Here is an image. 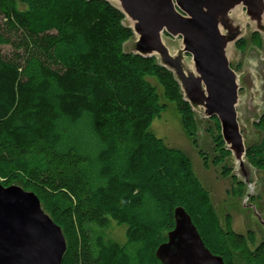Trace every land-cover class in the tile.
<instances>
[{
    "label": "trees",
    "instance_id": "trees-1",
    "mask_svg": "<svg viewBox=\"0 0 264 264\" xmlns=\"http://www.w3.org/2000/svg\"><path fill=\"white\" fill-rule=\"evenodd\" d=\"M0 0V183L19 181L34 192L43 210L66 239L62 264H132L125 247L96 236L114 222L127 227L137 246L138 264H162L160 245L175 227L174 212L190 215L206 247L225 264L241 257L264 264V242L236 233L228 215L219 221L209 198L181 150L168 147L152 126L174 105L182 127L200 150L196 113L184 98L174 73L156 56L127 52L135 40L126 16L106 0ZM252 42L262 46L258 33ZM12 54L4 55L3 46ZM241 50L243 40L237 42ZM88 120L102 145L97 160L100 182L88 174V157L59 149V121ZM215 155L211 164L231 178L243 197L246 184L227 161L233 157L218 119L212 117ZM256 127L264 131V115ZM245 159L264 172V146L246 149ZM150 198L159 213L145 221L140 209Z\"/></svg>",
    "mask_w": 264,
    "mask_h": 264
},
{
    "label": "water",
    "instance_id": "water-1",
    "mask_svg": "<svg viewBox=\"0 0 264 264\" xmlns=\"http://www.w3.org/2000/svg\"><path fill=\"white\" fill-rule=\"evenodd\" d=\"M106 1L117 2V8L133 23L138 37L134 50H125L159 56L161 65L174 73L192 108L202 107L208 118L218 119L233 157H245L236 110L237 76L226 53L228 44L235 42L238 34L229 31L223 35L220 25L230 29L228 15L237 5L245 6L247 14L260 22L264 0ZM163 35L182 38L183 51L191 56L195 74L185 72L181 58L170 56ZM174 219V229L156 251L162 264H225L221 256L206 247L185 209L176 208ZM66 248L61 227L43 210L34 192L0 183V264H62Z\"/></svg>",
    "mask_w": 264,
    "mask_h": 264
},
{
    "label": "rangeland",
    "instance_id": "rangeland-1",
    "mask_svg": "<svg viewBox=\"0 0 264 264\" xmlns=\"http://www.w3.org/2000/svg\"><path fill=\"white\" fill-rule=\"evenodd\" d=\"M21 10L26 9L22 0H17ZM118 7L117 2H111ZM230 29L226 30L220 25L223 35L237 33L235 42L227 46V58L230 66L237 76L238 103L236 106L238 122L243 136L245 148L254 146H264V131L256 127L261 117L264 115V14L260 22L252 19L248 14L246 7L237 5L228 15ZM125 24L133 29V23L126 17ZM258 33L262 39V46L257 47L252 42L253 33ZM125 46L127 51L134 50V42ZM163 44L173 58H181L188 63L189 69L185 66V72L195 74L194 64L190 55L186 54L181 37H166L163 35ZM243 40L246 48L241 50L237 47V42ZM4 55L12 54L10 46H3ZM162 63L161 58L156 56ZM185 62V63H186ZM184 94V92H183ZM167 111L156 119L152 126V132L162 139L165 144L173 149L181 150L191 160L193 171L202 187L208 192L212 207L221 222L224 225L226 216L232 218V228L236 233L247 234L252 231L256 235L257 245L264 242V172L252 168L248 165L245 157L243 166L240 162L231 157L227 164L233 169L234 174L239 180L246 184L243 197L233 193L234 185L231 178L222 177L221 167H215L211 164L215 155V144L211 137V130L214 127L211 118H208L204 109L194 108L198 124L199 148L209 158L210 165L205 166L199 156L198 149L194 148L192 142L185 134L181 118L178 115L174 105L166 103ZM58 130L62 136L59 149L68 151L73 149L78 153L88 157L90 160L87 174L92 181L99 183L98 154L102 149L96 136L93 134L87 119L72 123L66 119L59 121ZM12 185L22 187L19 181ZM9 187V186H8ZM23 188V187H22ZM24 189V188H23ZM139 215L145 221L155 222L159 216L154 202L147 198L145 204L139 211ZM96 236H101L105 241L117 243L128 251L132 258V264H138L135 258L137 246L131 245L127 237V227L112 223L106 231L94 229ZM234 264H245L241 257H236Z\"/></svg>",
    "mask_w": 264,
    "mask_h": 264
},
{
    "label": "bare ground",
    "instance_id": "bare-ground-1",
    "mask_svg": "<svg viewBox=\"0 0 264 264\" xmlns=\"http://www.w3.org/2000/svg\"><path fill=\"white\" fill-rule=\"evenodd\" d=\"M185 62H186V60H185ZM184 61H182V63L187 67V69L186 70H188L189 69V65H188V63L186 62L185 63ZM187 72V71H186ZM243 158H244V156H241V157H239V159H237L238 160V162H242V160H243Z\"/></svg>",
    "mask_w": 264,
    "mask_h": 264
}]
</instances>
